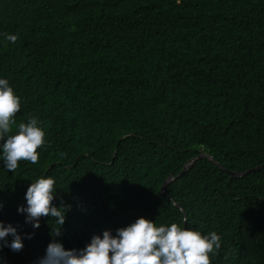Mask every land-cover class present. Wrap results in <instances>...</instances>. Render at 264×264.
<instances>
[{
	"label": "trees",
	"instance_id": "obj_1",
	"mask_svg": "<svg viewBox=\"0 0 264 264\" xmlns=\"http://www.w3.org/2000/svg\"><path fill=\"white\" fill-rule=\"evenodd\" d=\"M0 78L17 123L45 132L36 164L12 173L0 153V222L24 245L0 240V264H38L53 240L79 250L139 217L215 231L211 264H264V167L231 178L200 158L160 190L201 151L228 170L264 161V0H0ZM42 177L70 206L60 236L17 211Z\"/></svg>",
	"mask_w": 264,
	"mask_h": 264
},
{
	"label": "clouds",
	"instance_id": "obj_2",
	"mask_svg": "<svg viewBox=\"0 0 264 264\" xmlns=\"http://www.w3.org/2000/svg\"><path fill=\"white\" fill-rule=\"evenodd\" d=\"M5 39L13 44L18 40L15 34H6ZM21 100L15 94L9 81L0 78V145L3 161L12 173L20 161L36 164L39 161L38 149L45 145V132L38 126L35 117L27 122L15 120L20 111ZM13 126L16 130L13 131ZM63 155V154H61ZM55 181L42 177L32 182L26 190V207L18 206L19 213H26L25 221L39 228L41 217H51L58 227L53 236H60V227L65 223V214L70 206L56 207L54 199ZM12 237L11 242L7 240ZM31 238V234H28ZM0 240L14 252L23 249L21 235L11 224L0 222ZM221 236L215 231L201 234L200 231L183 228L177 223L159 224L144 217L116 229L113 236L104 230L102 237L93 235L82 249H65L62 243L53 240L45 250L38 264H211V256L219 253Z\"/></svg>",
	"mask_w": 264,
	"mask_h": 264
},
{
	"label": "water",
	"instance_id": "obj_3",
	"mask_svg": "<svg viewBox=\"0 0 264 264\" xmlns=\"http://www.w3.org/2000/svg\"><path fill=\"white\" fill-rule=\"evenodd\" d=\"M200 158H207L208 160L212 161L214 164H216L219 168L221 169H225L227 170V172L230 174V177L231 178H235V177H241L243 176L244 174H247V173H250V172H254L258 169H261L264 167V161L259 164V165H255L249 169H245V170H228L226 168H224L217 160H215L213 158V156L207 152H198L195 156H192L191 158H189L182 166L180 172L176 175V176H173V175H168L162 182V185L160 187V190L161 192L163 193H166V189H165V186L175 180L177 177L181 176L183 173H185L193 164L194 162L197 160V159H200ZM172 203L181 210V212L183 213V215L185 216V211L184 209L181 207V205L176 202L175 200L171 199ZM184 222H185V218H184Z\"/></svg>",
	"mask_w": 264,
	"mask_h": 264
}]
</instances>
